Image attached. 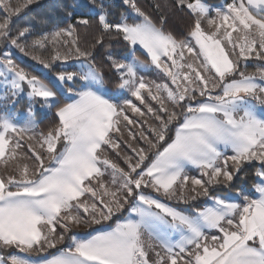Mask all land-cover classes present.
I'll list each match as a JSON object with an SVG mask.
<instances>
[{
    "label": "snow or ice",
    "instance_id": "obj_1",
    "mask_svg": "<svg viewBox=\"0 0 264 264\" xmlns=\"http://www.w3.org/2000/svg\"><path fill=\"white\" fill-rule=\"evenodd\" d=\"M121 3L114 22L105 0H0V264H264V0L155 3L157 19ZM173 9L191 39L165 30Z\"/></svg>",
    "mask_w": 264,
    "mask_h": 264
},
{
    "label": "trees",
    "instance_id": "obj_2",
    "mask_svg": "<svg viewBox=\"0 0 264 264\" xmlns=\"http://www.w3.org/2000/svg\"><path fill=\"white\" fill-rule=\"evenodd\" d=\"M221 0H205L206 3L209 4H217ZM56 2V0H40L39 5H32L33 12L31 15H36L42 12H46L48 10V6ZM137 3L140 7H142L145 11H148L151 15H153L154 19L158 18V14L153 12L152 10V5L155 3H160L161 5L164 4H171L172 0H137ZM126 10V7L121 4V2H117L116 4L112 5L108 11L110 12L109 19L118 22L120 20L121 13H124ZM168 23L165 27L166 31H172L175 35H177L178 38L180 39H185L188 38V31L193 23V18L187 14V10L181 12L177 9H173L172 11L168 12ZM4 15L3 11L0 10V16ZM89 19L93 20V23L88 26H77V34L80 37L79 43L81 48H86L88 47L93 41L95 36L98 34V29H97V24L95 22V19L93 17H89ZM118 42L117 41H110L107 38L105 39V45H112V50L123 55L125 53V49L123 45L117 46ZM51 48V46H49ZM3 46L0 45V50H2ZM51 52L45 53V55H50ZM103 55V50H99L97 52V62L101 63V56ZM137 55H141V52H138ZM141 58H145L144 55H141ZM75 60H70L68 63L73 62ZM26 68H29L31 70L32 67H35L37 69L41 68L40 65H37L34 61L29 60L25 61L24 64L22 65ZM254 66L248 67V70H253L254 71ZM104 70L106 75H110L109 70L106 66H104ZM249 72V71H248ZM35 74L39 75V72H36ZM106 86L110 87L112 90H114V87H112L111 84L106 82ZM25 104H22V108H24ZM37 121H38V131L39 132H46L49 127H51L54 122L56 121V117L54 115V110L50 112L47 116H42L38 113L37 115ZM123 146V145H122ZM126 151H130L125 148ZM111 158L117 160V162L121 163L123 166V161L119 158L116 157L115 154L113 153L111 155ZM254 171L255 169L253 168H248L246 172L243 174L244 178L240 181H237V187L243 186L245 189H249L253 186V183L255 182V176H254ZM235 191V190H233ZM173 205H178V206H185L183 204H177L175 202H171ZM127 214V213H124ZM98 227V226H94ZM91 230V229H90ZM89 230V231H90Z\"/></svg>",
    "mask_w": 264,
    "mask_h": 264
},
{
    "label": "rangeland",
    "instance_id": "obj_3",
    "mask_svg": "<svg viewBox=\"0 0 264 264\" xmlns=\"http://www.w3.org/2000/svg\"><path fill=\"white\" fill-rule=\"evenodd\" d=\"M118 1L121 2V0H105V2L108 3V4H110V5H114V4H116ZM225 3H226V0H221V1H220L219 3H217V4H209V3H207V4H208L210 7L215 8V7H221V6H223ZM121 4H122V3H121ZM122 5H123V4H122ZM124 6H125V5H124ZM125 7H126V6H125ZM130 11H131V10H130V9H127V7H126V10H125L124 14H127V13L130 12ZM213 15H214V13H213ZM205 27H206V24H205ZM189 39H191V38L189 37ZM193 43H194V42H193ZM2 50H3V48H2ZM14 51H15V50H14ZM140 52L142 53V50H141ZM17 55H19V53H17ZM29 60H30V59L27 58V57L24 58V62H25V61H29ZM76 63H78V62H77V61H73V62H70V63H68V64L71 65V64H76ZM248 63H249V65L254 66V68L260 64V62H258V61H249ZM37 69H40V68L37 67ZM45 71H47V70H45ZM248 71H249V73H252L250 70H248ZM157 72H158V70H156V69H154V68H150V69H148L147 71L142 72L141 74L145 76L146 80H149V81L156 80L157 82H160V83H169V84H170V81H168L167 77H163V74H162V73H161L159 76H157ZM2 91H3V90L0 89V94H2ZM112 91H115V89L112 90ZM129 98L134 100L133 97H129ZM22 104H25V105H24V108H22ZM27 104H28V100H27V98H26V97H22V98L17 102V104L15 105V108H16L17 111H19V112H23V111L26 109ZM37 111H38V113H46V112H47L46 109H40V108H39V105H37ZM49 113H50V112H47V114H46V115H43V116H47ZM130 113H131V112H130ZM247 191L252 192V191H254V189H253V187H252L250 190H247ZM75 230H76V229H75ZM66 242H67V241H66ZM32 255H33V258H36L35 254H32Z\"/></svg>",
    "mask_w": 264,
    "mask_h": 264
},
{
    "label": "crops",
    "instance_id": "obj_4",
    "mask_svg": "<svg viewBox=\"0 0 264 264\" xmlns=\"http://www.w3.org/2000/svg\"><path fill=\"white\" fill-rule=\"evenodd\" d=\"M251 72H254L255 71V69H254V71L253 70H250ZM149 81V80H148ZM138 103V102H137ZM141 107H143V106H141ZM128 115L129 116H132V113H128ZM36 131H37V133H39V131H38V129H36ZM108 152H109V155L111 156L113 153L111 152V150L109 149L108 150ZM190 174L191 175H193V176H199V173H198V171L197 170H195V169H191L190 170ZM108 179H110V177H108V176H106L105 177V180H108ZM253 187V186H252ZM251 187V188H252ZM251 188H249V189H246V190H250ZM166 203H170L171 204V202H174V201H165ZM176 203V202H175ZM171 206H173V207H176V208H180V209H183V208H185V207H187V206H178V205H173V204H171ZM90 229H76L75 231L77 232V233H83V232H87V231H89ZM59 247V246H58ZM50 251H55V250H50Z\"/></svg>",
    "mask_w": 264,
    "mask_h": 264
}]
</instances>
